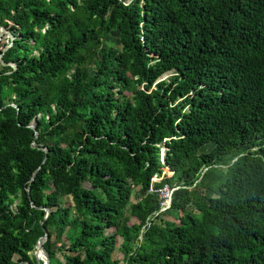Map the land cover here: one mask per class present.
Listing matches in <instances>:
<instances>
[{
    "label": "trees",
    "instance_id": "obj_1",
    "mask_svg": "<svg viewBox=\"0 0 264 264\" xmlns=\"http://www.w3.org/2000/svg\"><path fill=\"white\" fill-rule=\"evenodd\" d=\"M1 28L0 264L45 232L49 264H264V0H0Z\"/></svg>",
    "mask_w": 264,
    "mask_h": 264
},
{
    "label": "water",
    "instance_id": "obj_2",
    "mask_svg": "<svg viewBox=\"0 0 264 264\" xmlns=\"http://www.w3.org/2000/svg\"><path fill=\"white\" fill-rule=\"evenodd\" d=\"M3 32H6V33H7L8 37H9V39H10L11 41L14 39V38H13V37H12V36H11L6 30H5V29H3V28L0 29V36L2 35ZM6 50H7V48H5L3 51H6ZM0 62H1V64H2L3 66L7 65V64H5V63L2 62V60H1V55H0ZM9 65H11L13 68H15V65H13V64H9ZM28 127L31 128V129H35L36 124L32 123V124L28 125ZM32 146H33V147H36V144L33 143ZM44 151L47 152L46 149H44ZM27 193H29V190H27ZM45 211H46V216H45V219H46L47 216H48L49 213H50V210L45 209ZM47 237H48V235H47V233L45 232L44 235L38 240V242H37V244H36V246H35V252H38V253L40 254V257H42L40 260H39V258H37V257H36V259L39 260V261L42 260V263H43V264H49V256H48L47 252L45 251V249H44V247H43V243L47 240ZM24 264H28V263H24Z\"/></svg>",
    "mask_w": 264,
    "mask_h": 264
},
{
    "label": "built area",
    "instance_id": "obj_3",
    "mask_svg": "<svg viewBox=\"0 0 264 264\" xmlns=\"http://www.w3.org/2000/svg\"><path fill=\"white\" fill-rule=\"evenodd\" d=\"M159 181H160V178H157V177L152 178V183L159 182ZM149 192L153 194H158L159 210L158 212H156V214L165 212L170 209L173 190H171L168 186H165L159 190H155L153 189V186H151L149 189Z\"/></svg>",
    "mask_w": 264,
    "mask_h": 264
},
{
    "label": "rangeland",
    "instance_id": "obj_4",
    "mask_svg": "<svg viewBox=\"0 0 264 264\" xmlns=\"http://www.w3.org/2000/svg\"><path fill=\"white\" fill-rule=\"evenodd\" d=\"M114 40H115V39H113V38L111 37V38H107L104 42H105V43H107V42H108V43H111V42H113ZM167 76H168V74H167ZM167 76L165 75L162 79L166 78ZM31 255L34 256V252H32ZM41 262H42V260H41Z\"/></svg>",
    "mask_w": 264,
    "mask_h": 264
},
{
    "label": "bare ground",
    "instance_id": "obj_5",
    "mask_svg": "<svg viewBox=\"0 0 264 264\" xmlns=\"http://www.w3.org/2000/svg\"><path fill=\"white\" fill-rule=\"evenodd\" d=\"M34 255L39 258V260L41 259V257L38 256L37 252H34Z\"/></svg>",
    "mask_w": 264,
    "mask_h": 264
}]
</instances>
